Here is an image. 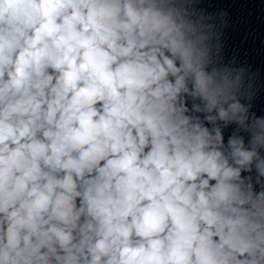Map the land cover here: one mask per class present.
Returning a JSON list of instances; mask_svg holds the SVG:
<instances>
[{
	"label": "clouds",
	"instance_id": "clouds-1",
	"mask_svg": "<svg viewBox=\"0 0 264 264\" xmlns=\"http://www.w3.org/2000/svg\"><path fill=\"white\" fill-rule=\"evenodd\" d=\"M201 2L0 0V264H264L256 74Z\"/></svg>",
	"mask_w": 264,
	"mask_h": 264
}]
</instances>
